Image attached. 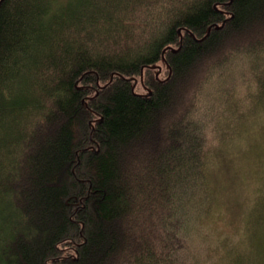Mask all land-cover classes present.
<instances>
[{"label": "trees", "instance_id": "16d2710c", "mask_svg": "<svg viewBox=\"0 0 264 264\" xmlns=\"http://www.w3.org/2000/svg\"><path fill=\"white\" fill-rule=\"evenodd\" d=\"M239 99L264 0H0V264H264L263 188L244 243L206 223Z\"/></svg>", "mask_w": 264, "mask_h": 264}, {"label": "rangeland", "instance_id": "374dc122", "mask_svg": "<svg viewBox=\"0 0 264 264\" xmlns=\"http://www.w3.org/2000/svg\"><path fill=\"white\" fill-rule=\"evenodd\" d=\"M237 78L235 86L242 90V83L246 80L240 76ZM230 81H233V79L230 78ZM237 95L239 97L247 96V92L244 89L240 95L233 92L231 95L232 100H236ZM240 100L236 102L234 108L228 103L219 105L220 111L224 108L225 110L230 109L236 117L240 119L245 117V121L240 126L241 128L238 129L239 134L228 136L225 140L224 135L227 132H223L222 129L224 128L220 124L212 123L213 129L218 128V132H213L214 135L221 137L223 147L226 150L224 151L226 155L223 158L227 160L224 161V164L220 167L221 170H219V178L223 183L220 202L222 201V205L226 208L225 212L220 210L218 214L210 218V222L207 221L206 223L215 235L220 236L226 233L227 236H233L242 244L244 239L249 236L250 224L251 222L254 223L253 218H255L253 210L255 211L256 205L251 189L252 192L259 187L264 189V107L260 110L253 109L250 113L248 111L251 110L250 100L242 109L239 106ZM242 110L248 112L244 113ZM219 122L222 123L223 119ZM222 136L224 137L222 138ZM234 136V139L229 138ZM248 148L250 151H248ZM245 152L250 154L244 156ZM223 195L226 200H224ZM262 232L264 234V230ZM258 241L256 253L258 252L261 262L262 258L264 259V240ZM256 253L250 251L252 262H254L253 258L255 259Z\"/></svg>", "mask_w": 264, "mask_h": 264}]
</instances>
